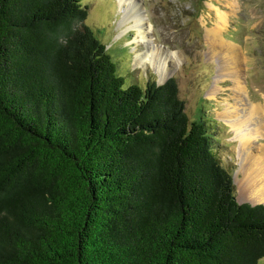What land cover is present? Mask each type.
I'll list each match as a JSON object with an SVG mask.
<instances>
[{
	"label": "trees",
	"instance_id": "trees-1",
	"mask_svg": "<svg viewBox=\"0 0 264 264\" xmlns=\"http://www.w3.org/2000/svg\"><path fill=\"white\" fill-rule=\"evenodd\" d=\"M88 16L0 0V264H259L216 122L174 78L125 87Z\"/></svg>",
	"mask_w": 264,
	"mask_h": 264
},
{
	"label": "rangeland",
	"instance_id": "rangeland-1",
	"mask_svg": "<svg viewBox=\"0 0 264 264\" xmlns=\"http://www.w3.org/2000/svg\"><path fill=\"white\" fill-rule=\"evenodd\" d=\"M80 1L89 10L86 24L109 50L113 48L114 53L110 54L125 87L130 86V81L144 85L146 80L165 83L174 78L189 118L195 119L202 107L205 116L216 122V126L211 124L214 126L216 153L222 165L233 174L237 201L240 204H263L248 202L243 196L245 171L238 174L236 171L239 170L238 158L244 154L240 147L245 149V142L222 115L226 102L235 103L229 90L233 81L221 71L230 61L234 62L233 57L230 58L233 55L230 49L210 46L206 31L216 26L218 10L227 13L228 22L223 29L225 43L229 48H235L236 53L240 51L246 59L240 66L242 80L247 86L244 97L254 104H264V0H142L144 14L152 25L149 35L154 39V46L176 52L179 58V61L167 60L169 66L166 69L170 76L164 82H160V72L152 65L135 64V55L144 53L146 47L132 43L135 31H125L120 25L123 9L118 0ZM121 49L126 53L123 54ZM121 66L126 67V72ZM215 86L220 88L214 91ZM250 127L254 135H259L254 124ZM251 142L256 149L264 146V139L253 137ZM240 198L245 200L239 201ZM259 264H264V259Z\"/></svg>",
	"mask_w": 264,
	"mask_h": 264
},
{
	"label": "bare ground",
	"instance_id": "bare-ground-1",
	"mask_svg": "<svg viewBox=\"0 0 264 264\" xmlns=\"http://www.w3.org/2000/svg\"><path fill=\"white\" fill-rule=\"evenodd\" d=\"M118 2L123 9L120 25L125 27V31H135L132 43L136 45L141 44L146 47L144 53H137L135 55V64L137 66L143 64L146 67L149 64L152 65L157 72H160V82H164L170 76L168 69H166L169 66L167 60L177 59L179 61L177 53L162 50L161 47L154 46V39L149 35L152 31V25L144 14L142 0H118ZM222 12L220 10L217 11L216 26L206 31V38L210 46H221V49H230L233 55H230V58L233 57L231 59L234 60L232 63L230 61L225 66V69L221 70L225 72V76L233 81V85L229 90H231L232 98L235 101L233 104H230L231 102L225 103L226 108L222 115L225 121L235 129L237 136L241 140L244 139L245 142V149L240 147L241 152L244 154L238 158L239 170L236 171V174L243 170L245 171V177H243L246 181H244L245 185L242 190L244 192L243 196H245L248 202L264 204V146L256 149L253 146V142H251L253 137L260 138L261 140L264 139V104H254L249 99H245L244 93H247V86L246 82L242 80L243 71L240 70V66L242 67L246 59L240 51L236 53L235 48L231 49L225 43L223 29L227 25L228 15ZM228 57L226 56L225 59H228ZM223 62L225 63V60ZM218 88L220 87L215 86L213 90L215 91ZM252 124H254L255 131L259 135H254L251 129H249ZM245 131L247 133H244ZM255 153L257 155H254ZM245 199L240 198L238 200L244 201Z\"/></svg>",
	"mask_w": 264,
	"mask_h": 264
},
{
	"label": "water",
	"instance_id": "water-1",
	"mask_svg": "<svg viewBox=\"0 0 264 264\" xmlns=\"http://www.w3.org/2000/svg\"><path fill=\"white\" fill-rule=\"evenodd\" d=\"M159 83V82H158Z\"/></svg>",
	"mask_w": 264,
	"mask_h": 264
}]
</instances>
